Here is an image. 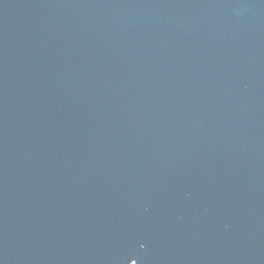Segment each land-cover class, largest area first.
Masks as SVG:
<instances>
[{"label":"water","instance_id":"1","mask_svg":"<svg viewBox=\"0 0 264 264\" xmlns=\"http://www.w3.org/2000/svg\"><path fill=\"white\" fill-rule=\"evenodd\" d=\"M0 264H264V0H0Z\"/></svg>","mask_w":264,"mask_h":264}]
</instances>
